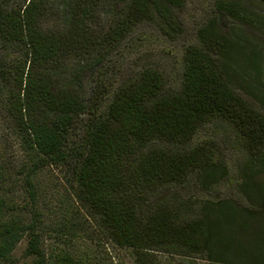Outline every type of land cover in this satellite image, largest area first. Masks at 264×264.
I'll list each match as a JSON object with an SVG mask.
<instances>
[{
	"label": "trees",
	"instance_id": "1",
	"mask_svg": "<svg viewBox=\"0 0 264 264\" xmlns=\"http://www.w3.org/2000/svg\"><path fill=\"white\" fill-rule=\"evenodd\" d=\"M49 1L0 0V120L34 158L22 173L30 221L0 220V260L26 234L33 264H89V253L50 257L45 246L77 234L41 213L33 179L54 166L66 170L76 212L122 251V264H264V105L256 93L264 12L243 0H211L183 49L174 89L156 67L130 72L125 59L122 68L113 65L142 23L175 39L183 30L175 10L185 0ZM13 47L15 60L8 58ZM214 123L241 138L247 157L238 173L213 138L197 141ZM5 175L3 214L17 210L3 199L12 183ZM233 177L241 181L238 197H221L222 183ZM189 186L214 190L218 200L199 205L184 193Z\"/></svg>",
	"mask_w": 264,
	"mask_h": 264
},
{
	"label": "rangeland",
	"instance_id": "2",
	"mask_svg": "<svg viewBox=\"0 0 264 264\" xmlns=\"http://www.w3.org/2000/svg\"><path fill=\"white\" fill-rule=\"evenodd\" d=\"M53 1L57 0H50V5ZM243 1L251 8L264 12V5L260 1ZM210 2L211 0H185L183 8L175 10L183 27V30L177 34L175 39L164 35L160 27L154 22L140 24L137 30L117 49L118 54L114 57L116 63L113 67L122 68L123 59H125V69L130 72L139 71L148 66L156 67L165 74L168 87L176 89L183 74V49L194 41L195 32L204 20ZM102 15L106 23L105 13ZM262 53L264 55V41ZM10 57L14 60L20 57L16 47L11 49L8 58ZM14 63L15 61L11 62V64ZM262 65L263 72L259 77L258 85L262 89L256 90V93L259 103L264 105V60ZM209 126L199 134L197 141L213 138L223 149L227 165L234 172L233 174H235V171L238 173V168L247 157V151L243 147L241 138L227 123H214ZM30 151L26 148L20 136L13 133L11 129L6 127L5 122L0 120V172L5 173V178L12 182L11 184L6 183L10 192L5 194L3 199H6L7 205L13 204L15 208L17 207V210L11 213L9 211H5L6 214L0 212V220L2 219L4 222L14 219L22 221V219L29 217L24 214V208L31 197L22 173H25L23 167L27 169L32 165L34 158H32ZM16 171L21 172L22 175H15ZM65 172L64 168L58 169L54 166H48L41 169L36 178L33 179L37 189L40 190L38 202L43 206L41 213L44 215L46 222L52 226H60L63 225L64 221H67L68 227L77 232L72 239L61 240L57 236L50 238L45 243L49 256L55 257L57 253H62L64 250L75 252L79 249L80 253H89V264H122V251L110 249L109 245L105 244L101 238L100 233L93 228L92 223L85 219L84 212L82 211L83 213L79 214L74 209L75 198L71 196L72 192L69 191L72 183L67 180L68 175ZM240 182L235 177L226 179L219 189L221 197H238ZM261 183L264 184V178H261ZM193 184L195 183L193 182ZM184 193L192 196V201H197L199 205H204L207 202L205 205L210 206V202L218 200L214 190L209 192L201 188L198 189L197 186L187 187ZM71 219H73L72 222L69 221ZM28 221H30V217ZM255 226V224L252 225V227ZM249 236V234L246 236L247 240H249ZM250 242L246 241V244ZM27 244L28 236L25 234L17 242L9 256L0 260V264H33L35 257L26 253ZM250 247L253 248L254 245ZM232 259L234 264H240L238 259ZM197 263L210 264V262L204 260H198Z\"/></svg>",
	"mask_w": 264,
	"mask_h": 264
}]
</instances>
